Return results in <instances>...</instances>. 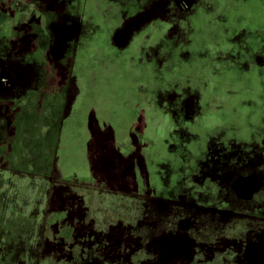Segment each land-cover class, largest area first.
<instances>
[{
    "label": "rangeland",
    "instance_id": "374dc122",
    "mask_svg": "<svg viewBox=\"0 0 264 264\" xmlns=\"http://www.w3.org/2000/svg\"><path fill=\"white\" fill-rule=\"evenodd\" d=\"M7 73L75 117L51 172L1 161L0 264H264V0H0Z\"/></svg>",
    "mask_w": 264,
    "mask_h": 264
},
{
    "label": "crops",
    "instance_id": "0c3cea01",
    "mask_svg": "<svg viewBox=\"0 0 264 264\" xmlns=\"http://www.w3.org/2000/svg\"><path fill=\"white\" fill-rule=\"evenodd\" d=\"M80 97L78 92L77 100ZM71 98V84L64 88L61 84L27 86L14 83L0 93V162L5 160L0 165L3 171L39 174L52 171L59 146L56 140L70 137L65 134L64 126L68 119L75 117L70 112L73 108Z\"/></svg>",
    "mask_w": 264,
    "mask_h": 264
},
{
    "label": "trees",
    "instance_id": "16d2710c",
    "mask_svg": "<svg viewBox=\"0 0 264 264\" xmlns=\"http://www.w3.org/2000/svg\"><path fill=\"white\" fill-rule=\"evenodd\" d=\"M143 123V122H142ZM139 130V132H141V130L142 129H138ZM122 138V137H121ZM124 138V137H123ZM138 138L139 139H142V137L141 136H138ZM124 146H126L125 145V143L124 142H122V145L120 144V146H119V148H120V150L122 149V148H124ZM118 148V149H119ZM120 150L118 151V152H120ZM125 152L124 153H122V160H121V162L123 163V165H124V173L126 174V173H130V169L131 168H128V167H126V166H128V164H130L131 162L129 161V156L127 155V149L125 148V150H124ZM109 155H110V157H107L108 159H106L107 161H106V164H107V166H108V164H110L109 163V161L111 162L112 161V159H113V161H114V159H115V156H118V158H117V160L120 158V154L119 155H116V154H111V152L109 153ZM99 162H102L101 160H98V161H94L93 162V164H91V165H89V166H84L81 170V172L83 173V176H89L90 174H92V173H94V176H96V177H98L99 179V181H100V178H101V176H102V174H106L107 175V177L108 178H113V177H115V176H118V175H121V173H123V172H121L120 170L119 171H114V170H112L111 172H109L108 171V168L109 167H103L101 170L100 169H98L97 168V166H98V164H99ZM112 164V163H111ZM92 172V173H91ZM102 180V179H101Z\"/></svg>",
    "mask_w": 264,
    "mask_h": 264
},
{
    "label": "flooded vegetation",
    "instance_id": "af4514ba",
    "mask_svg": "<svg viewBox=\"0 0 264 264\" xmlns=\"http://www.w3.org/2000/svg\"><path fill=\"white\" fill-rule=\"evenodd\" d=\"M12 78L10 74L5 75V79L0 81V86L1 87H7L9 84H11ZM9 88V87H7ZM256 174L251 171L247 175H243L242 178H238V180L235 183L234 189L230 190V192H234L237 197L241 200H250L255 197V193L257 190L253 191L252 194H245L244 192V187H248L247 185L244 186L245 184H249L250 180H256L255 179ZM257 181V180H256ZM240 183V184H239Z\"/></svg>",
    "mask_w": 264,
    "mask_h": 264
}]
</instances>
